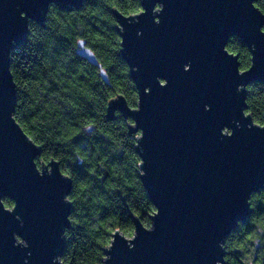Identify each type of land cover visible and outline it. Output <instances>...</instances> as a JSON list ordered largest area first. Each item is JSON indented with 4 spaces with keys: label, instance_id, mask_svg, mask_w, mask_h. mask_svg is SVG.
Here are the masks:
<instances>
[{
    "label": "water",
    "instance_id": "water-1",
    "mask_svg": "<svg viewBox=\"0 0 264 264\" xmlns=\"http://www.w3.org/2000/svg\"><path fill=\"white\" fill-rule=\"evenodd\" d=\"M82 1L0 0V264H64L72 179L54 158L37 163L42 148L13 114L9 55L50 4L72 9ZM139 1L137 12L112 8L137 103L117 94L107 117L132 119L139 177L155 210L149 226L133 216L130 236L116 228L102 262L224 264L225 239L264 186V122L246 111V86L264 82V13L255 0ZM233 35L248 48L247 68L226 48ZM76 52L108 83L82 39Z\"/></svg>",
    "mask_w": 264,
    "mask_h": 264
},
{
    "label": "trees",
    "instance_id": "trees-1",
    "mask_svg": "<svg viewBox=\"0 0 264 264\" xmlns=\"http://www.w3.org/2000/svg\"><path fill=\"white\" fill-rule=\"evenodd\" d=\"M264 13V0H255ZM125 14L140 9L139 0H83L79 8L50 4L42 24L28 21L23 42L10 51V69L16 88L14 117L42 151L37 163L58 160L72 179L70 226L65 228L64 264H103L104 247L112 232H133V216L151 224L155 207L139 177L136 133L119 111L107 117V102L123 94L130 106L137 92L120 51V36L112 8ZM264 29V26H263ZM82 39L106 71L76 52ZM226 48L238 54L240 68L250 64L242 40L229 37ZM246 111L264 122V82L246 86ZM6 206L12 199L3 197ZM253 211L241 222L239 233L226 239L229 264H264V186L250 195ZM256 241V245H255ZM254 242V243H253ZM254 251L251 261L242 255Z\"/></svg>",
    "mask_w": 264,
    "mask_h": 264
},
{
    "label": "flooded vegetation",
    "instance_id": "flooded-vegetation-1",
    "mask_svg": "<svg viewBox=\"0 0 264 264\" xmlns=\"http://www.w3.org/2000/svg\"><path fill=\"white\" fill-rule=\"evenodd\" d=\"M242 222L244 223L245 221H242ZM240 226H241V222H239L238 226L234 230L231 231V233L228 235V237L226 239L231 238V237L235 236L236 234H238ZM226 239H225V241H226ZM224 249H225V255H224L225 263L224 264H229V259H230V255L232 252L228 247H226V248L224 247Z\"/></svg>",
    "mask_w": 264,
    "mask_h": 264
},
{
    "label": "rangeland",
    "instance_id": "rangeland-1",
    "mask_svg": "<svg viewBox=\"0 0 264 264\" xmlns=\"http://www.w3.org/2000/svg\"><path fill=\"white\" fill-rule=\"evenodd\" d=\"M127 236H130V235H127ZM254 243V242H253ZM257 243H256V241H255V245H256ZM248 252H250L248 255H246V254H243V253H241V257H242V259L245 261V262H250L251 261V257H252V255L254 254V251H248Z\"/></svg>",
    "mask_w": 264,
    "mask_h": 264
}]
</instances>
